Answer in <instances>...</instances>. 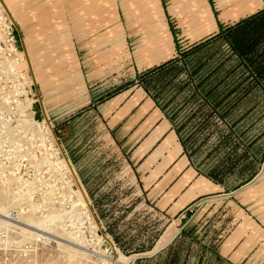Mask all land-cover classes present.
I'll return each mask as SVG.
<instances>
[{
  "label": "rangeland",
  "instance_id": "374dc122",
  "mask_svg": "<svg viewBox=\"0 0 264 264\" xmlns=\"http://www.w3.org/2000/svg\"><path fill=\"white\" fill-rule=\"evenodd\" d=\"M245 1L0 0V264H165L152 251L124 253L108 232L115 225L136 250L176 225L144 201L136 147L120 129L111 132L101 112L111 99L143 90L117 95L145 66L178 57L172 28L188 49L219 32L211 28L217 18L241 19L264 3L252 0V10ZM212 52L193 56L178 81L189 82V70ZM228 53L222 46L188 89L169 90L160 100L165 110L158 107L202 172L225 155L231 123L254 105L246 100L222 120L234 102L214 113L194 96ZM263 129L264 120L245 139ZM185 217L187 228L214 226Z\"/></svg>",
  "mask_w": 264,
  "mask_h": 264
},
{
  "label": "crops",
  "instance_id": "0c3cea01",
  "mask_svg": "<svg viewBox=\"0 0 264 264\" xmlns=\"http://www.w3.org/2000/svg\"><path fill=\"white\" fill-rule=\"evenodd\" d=\"M245 3L255 9L252 0ZM211 28H219L216 20ZM104 112L111 132L120 129L127 146L136 147L144 201L176 225L164 230L152 256L161 254L165 264H264V163L250 183L232 190L198 173L173 124L144 90L111 99ZM185 215L214 226L187 228Z\"/></svg>",
  "mask_w": 264,
  "mask_h": 264
},
{
  "label": "trees",
  "instance_id": "16d2710c",
  "mask_svg": "<svg viewBox=\"0 0 264 264\" xmlns=\"http://www.w3.org/2000/svg\"><path fill=\"white\" fill-rule=\"evenodd\" d=\"M215 16L217 18L216 13ZM217 23L219 27L217 34L195 43L188 49L182 48L176 30L172 28L178 57L137 73L136 79L125 88L119 89L117 95L136 86L142 88L148 97L156 103L157 107L165 110L166 106L160 104V100L165 98L168 91L173 90L176 95L183 93L190 84H193L194 78L206 69L209 60L221 53L222 46L226 45L229 50L228 56L213 68L204 79L196 83L194 96L200 93L214 113L219 112L224 104L234 102L228 108L226 107V111L221 115L222 120L228 118L231 112L246 100H254V105L246 109L240 119L231 123L232 132L224 138L226 140L222 142L224 146H220L228 151L217 165L208 171L202 172L199 167L194 166L192 160L195 154L188 150L184 141L181 140L180 142L184 148V154L200 175L218 185H226L228 180L232 179L233 187L231 189L237 190L250 183L257 176L264 163V146L260 143L264 138V129L252 139L248 137L245 139L256 128V125L264 120V8L234 23L225 24L218 18ZM210 50L213 52L205 63L197 61L196 65L189 70V82L178 81L180 76L187 72L189 61L193 56ZM224 70L226 73L222 76ZM239 70L241 73L238 72ZM209 81L214 82V84L209 89H205L204 85ZM173 100L170 99L168 103ZM256 114L259 115L255 122H251L250 117L253 118ZM245 121L249 123L246 129L237 128L240 123ZM176 133L180 136V130ZM114 226H109L108 232L117 246L126 254L152 251L156 241L161 236V234L157 235L148 247L133 250L132 245L124 246L121 237L115 233Z\"/></svg>",
  "mask_w": 264,
  "mask_h": 264
},
{
  "label": "built area",
  "instance_id": "2783aa9c",
  "mask_svg": "<svg viewBox=\"0 0 264 264\" xmlns=\"http://www.w3.org/2000/svg\"><path fill=\"white\" fill-rule=\"evenodd\" d=\"M185 218V217H184Z\"/></svg>",
  "mask_w": 264,
  "mask_h": 264
}]
</instances>
